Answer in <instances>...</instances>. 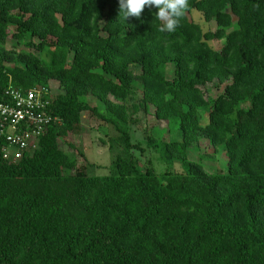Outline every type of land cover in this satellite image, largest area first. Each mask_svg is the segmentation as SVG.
Returning a JSON list of instances; mask_svg holds the SVG:
<instances>
[{
  "label": "trees",
  "instance_id": "obj_1",
  "mask_svg": "<svg viewBox=\"0 0 264 264\" xmlns=\"http://www.w3.org/2000/svg\"><path fill=\"white\" fill-rule=\"evenodd\" d=\"M155 11L124 21L118 0H0V97L9 85L62 91L37 149L0 153V264H264V0H188L171 33ZM150 107L178 131L146 135L162 176L132 152ZM84 112L121 149L106 176L60 147ZM201 139L227 150L226 172L189 158Z\"/></svg>",
  "mask_w": 264,
  "mask_h": 264
},
{
  "label": "rangeland",
  "instance_id": "obj_2",
  "mask_svg": "<svg viewBox=\"0 0 264 264\" xmlns=\"http://www.w3.org/2000/svg\"><path fill=\"white\" fill-rule=\"evenodd\" d=\"M201 13L197 10H193L190 16L201 25L204 31L214 30L215 23H207ZM223 43V42H221ZM216 46V45H215ZM17 47L16 50H19ZM137 72V68L134 67ZM174 74V67L168 65L166 67V76L171 79ZM217 82L208 84V88L212 90L213 95L220 93L221 90L215 89ZM53 94L61 93V89L54 83L49 84ZM222 88V85L220 86ZM90 104L94 106L96 101L90 99ZM207 121V109H203L201 114V123L205 124ZM167 125L163 121H157L153 115V108L150 107L147 113L140 111L137 114V122L132 125L133 130V142L144 151L140 154V150H133L139 160L141 169L151 167L158 176H162L168 169L167 165L161 161L159 153L154 151L146 144V135H151L161 140L176 139L178 137L177 126L170 127L167 132ZM109 136L114 135L112 127H106L101 125L98 118L90 115L88 112L82 113V130L79 134L68 136L67 138L60 139V147L77 157L80 164H83L87 168V173L91 176H106L109 174L110 165L115 156L121 153V149L117 145H113L110 149L109 144H104L103 140L108 139ZM188 156L191 160L200 162L203 167L210 172H226L228 153L222 146L217 150H214L206 139H201L197 144L192 145L188 150ZM172 172H181V166L179 163H175L171 167Z\"/></svg>",
  "mask_w": 264,
  "mask_h": 264
},
{
  "label": "built area",
  "instance_id": "obj_3",
  "mask_svg": "<svg viewBox=\"0 0 264 264\" xmlns=\"http://www.w3.org/2000/svg\"><path fill=\"white\" fill-rule=\"evenodd\" d=\"M51 95L49 86L5 89L0 97V153L5 160L16 162L34 152L39 138L58 121L49 110Z\"/></svg>",
  "mask_w": 264,
  "mask_h": 264
},
{
  "label": "clouds",
  "instance_id": "obj_4",
  "mask_svg": "<svg viewBox=\"0 0 264 264\" xmlns=\"http://www.w3.org/2000/svg\"><path fill=\"white\" fill-rule=\"evenodd\" d=\"M119 15L126 21L129 18H140L145 7L156 9L155 18L163 21L160 32H174L179 19L188 7V0H118Z\"/></svg>",
  "mask_w": 264,
  "mask_h": 264
}]
</instances>
